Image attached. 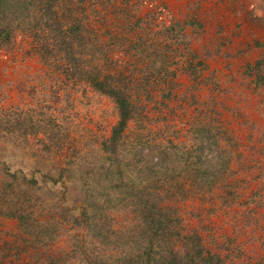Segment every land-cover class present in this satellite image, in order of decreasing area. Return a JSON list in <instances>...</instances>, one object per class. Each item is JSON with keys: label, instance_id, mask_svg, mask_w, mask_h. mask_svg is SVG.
<instances>
[{"label": "rangeland", "instance_id": "obj_1", "mask_svg": "<svg viewBox=\"0 0 264 264\" xmlns=\"http://www.w3.org/2000/svg\"><path fill=\"white\" fill-rule=\"evenodd\" d=\"M32 1L26 3L42 6ZM52 10L62 28L77 27L69 43L78 64L118 76L139 108L120 153L131 161L137 145L135 178L160 163L208 168L209 189L195 187L199 175L185 168L167 174L181 184L167 205L221 264H264V0H55ZM31 26L0 48V107L45 110L63 137L54 144L30 135L18 146L0 142V264H37L68 249L63 234L38 243L7 213L28 208L33 220L50 222L59 220L58 202L78 207L81 192L66 181L69 173L66 188L41 183V175L82 157L96 179L106 164L100 141L117 121L107 97L42 61ZM37 28L40 40L52 35ZM4 172L33 176L37 189L19 194L22 187Z\"/></svg>", "mask_w": 264, "mask_h": 264}, {"label": "trees", "instance_id": "obj_2", "mask_svg": "<svg viewBox=\"0 0 264 264\" xmlns=\"http://www.w3.org/2000/svg\"><path fill=\"white\" fill-rule=\"evenodd\" d=\"M26 1L0 0V48L10 44L14 32L31 24L35 53L42 61L63 79L85 81L92 91L107 97L117 116L109 136L100 141L99 151L104 154L106 164L98 167L96 179L91 178L93 168L82 157L58 167L55 174L45 172L41 175V183L59 181L66 188L63 179L65 173H69L66 181L81 192L78 207H62L58 202L54 208L59 220L50 222L33 220V211L28 208L11 209L7 213L18 217L20 224L36 236L38 243L44 244L62 234L65 236L68 249L37 264H221L215 255L202 247L196 233L184 232L175 208L167 205V201L175 196L173 191L181 186L167 178V174L185 168L188 173L199 175L195 187L209 189L214 184L208 168H199L194 162L175 167L160 163L156 168L147 166L145 172L135 178L140 173L139 164L132 162L136 161L133 156L137 145L131 146L132 154L127 153L131 155V161L121 159L120 153L126 146L124 130L135 120L138 106L130 99L118 76L101 74L93 64L89 68L78 64L79 58L71 52L69 43L70 35L77 27L62 28L52 10L55 0H41L40 7ZM25 16L33 21L30 19L25 24ZM42 25L52 33L44 40H40L34 31ZM56 44L61 49L54 54L49 47ZM40 108L48 109L46 106ZM29 135L40 144L59 143L63 137L57 118L45 110L35 113L0 107V142L18 146L26 144ZM38 135H41L40 139ZM98 156L91 159V164L98 162ZM4 173L17 189L22 187L17 191L19 194L37 189L33 176L27 177L21 172ZM32 196L34 201L36 195L33 193Z\"/></svg>", "mask_w": 264, "mask_h": 264}]
</instances>
